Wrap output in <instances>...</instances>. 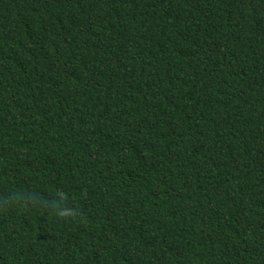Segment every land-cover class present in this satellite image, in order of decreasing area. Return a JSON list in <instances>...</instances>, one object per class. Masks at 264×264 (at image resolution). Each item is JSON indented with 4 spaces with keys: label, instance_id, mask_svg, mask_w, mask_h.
I'll return each mask as SVG.
<instances>
[{
    "label": "trees",
    "instance_id": "1",
    "mask_svg": "<svg viewBox=\"0 0 264 264\" xmlns=\"http://www.w3.org/2000/svg\"><path fill=\"white\" fill-rule=\"evenodd\" d=\"M0 264H264V0H0Z\"/></svg>",
    "mask_w": 264,
    "mask_h": 264
}]
</instances>
